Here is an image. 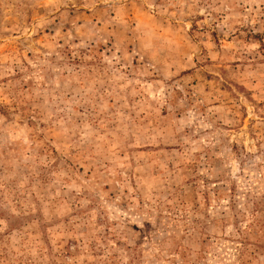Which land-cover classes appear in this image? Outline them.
Segmentation results:
<instances>
[{
	"label": "rangeland",
	"instance_id": "obj_1",
	"mask_svg": "<svg viewBox=\"0 0 264 264\" xmlns=\"http://www.w3.org/2000/svg\"><path fill=\"white\" fill-rule=\"evenodd\" d=\"M0 264H264V0H0Z\"/></svg>",
	"mask_w": 264,
	"mask_h": 264
}]
</instances>
